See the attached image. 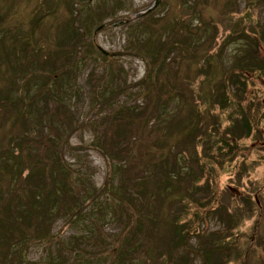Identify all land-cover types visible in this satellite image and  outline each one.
<instances>
[{
    "label": "trees",
    "instance_id": "trees-1",
    "mask_svg": "<svg viewBox=\"0 0 264 264\" xmlns=\"http://www.w3.org/2000/svg\"><path fill=\"white\" fill-rule=\"evenodd\" d=\"M41 1L47 4L32 12L31 28L12 43L15 52L17 41L21 39L15 54L17 67L14 72L5 70L3 80L0 79V264L25 263L31 246L44 244L53 237L52 228L58 219L81 220L84 209L91 223H118V233L111 235L116 250L111 252L114 256L107 264H122L128 254L135 251L140 254L138 264H151L157 256L161 259L164 255L168 259L167 255L177 249L182 252L174 257L175 260L171 258V264H193L189 252L201 258L200 264H216L214 255L221 246L218 241L228 236L226 232L231 235L240 221L229 214L226 221H220L228 231L220 235L217 232L205 234L196 246L201 251L196 248L189 251L192 248L188 241L190 234L198 237L202 230L198 228V219L217 212L208 209L212 193L207 178L201 182L198 171L187 170V167L191 166L189 161L199 160L198 144L204 145V155L209 157L215 143L222 142L229 147L231 140L242 136L243 131L236 133L230 124L221 127L219 120H214L215 114L205 119L198 105L188 102V95L177 84L168 77L162 81L155 78L153 69H163L166 60L174 57L166 55L164 64L155 67L158 51L168 50L171 45L159 39L158 42L154 40V47L147 37L141 38L134 50L146 59L144 78L134 83L143 88L133 89L125 80L120 85L107 87L104 84L97 91V101L92 104V108L98 106L103 112L80 119L74 108V95L82 93L79 85L76 86L74 72L86 61V52L81 51L84 43L86 45L81 29L85 17L80 16L81 10L73 7L76 1L64 0L68 18L61 20L62 25L46 24L42 20L48 15L55 16L60 0ZM86 4L96 11L97 26L103 24L104 14H111L110 9L105 8V0H86ZM97 7H104V10ZM193 11L200 13L197 8ZM136 18L137 25L144 21L148 24L146 13ZM2 30L0 63L9 55L4 44L5 28ZM41 31H44L42 36L38 34ZM254 31L250 46L234 56V65L222 76L223 85L228 81L244 86L245 72L257 71L264 75V52H261L264 31ZM195 32L189 24L184 29L185 39L196 51L197 45L192 44ZM89 43L94 46L92 41ZM101 56L104 60L108 58V54ZM5 62L8 65V60ZM193 77L192 83L195 74ZM207 77L208 73L203 72L197 82ZM213 81L215 79L208 86L212 87ZM156 84L161 91L153 95ZM132 90H136L135 93ZM215 91L212 87L208 102L220 94ZM133 94H136L134 99L130 97ZM222 95L227 98L226 90ZM139 96L143 99L141 103ZM133 100L137 104L129 103ZM182 104L187 105L186 116L180 113ZM150 116L151 124L161 129L152 133L150 124L140 131V126H145ZM171 120V129L167 131ZM227 121L231 122L232 118ZM77 123L94 131L102 126V135L94 133L92 144L110 163L109 183L103 187H96L91 176L85 177V171L73 169L65 158L72 147L70 132ZM183 123L188 126L183 135L170 136L168 140L166 136L183 127ZM221 146L217 145V149L223 154ZM191 149L194 155L190 154ZM197 164L204 167L205 162ZM218 213L221 215L224 211ZM90 230L95 231L93 225ZM169 249L170 252H166Z\"/></svg>",
    "mask_w": 264,
    "mask_h": 264
},
{
    "label": "rangeland",
    "instance_id": "rangeland-1",
    "mask_svg": "<svg viewBox=\"0 0 264 264\" xmlns=\"http://www.w3.org/2000/svg\"><path fill=\"white\" fill-rule=\"evenodd\" d=\"M73 1H76L73 7L81 10L80 16L85 17L81 29L86 45L84 43L81 51L86 52V61L74 72L77 77L76 86L79 85L82 93L74 95L76 102L74 108L80 119L92 118L97 112H103L99 111L98 106L93 105L92 108V104L97 101V91L104 84L107 87L120 85V82L125 80L129 86L134 87L133 89L143 88L134 84L137 81L142 82L147 70L146 59L134 52L141 38L147 37L152 40L154 47H156L154 40L158 42L162 39L169 43L171 48L158 51L153 65L157 67L164 64L163 58L166 55L174 58L167 59L163 69H153V76H157L159 81L168 77L169 81L177 84L178 88L188 95L187 101L198 105L205 119L206 116L215 114L214 120L218 119L221 127L230 124L234 126L236 133L237 130L243 131L242 136L231 140L229 147L222 142L215 143L209 157L204 155V145L198 144L199 160L189 161L191 166H188L187 170L198 171L201 182L207 178L212 193L208 209L217 212L215 214L210 212L203 219H198V228L202 230L198 237L190 234L188 241L192 248L189 251L200 249L196 246L205 234L207 236L217 232L220 235L228 231L223 228L220 221H226L231 214V218H239L240 222L232 229L231 235L226 232L228 236L218 241L221 246L214 255L218 262L216 264H264V75L257 71L245 72L244 86L239 85V82L229 84L227 81L226 86L222 84V76L234 65V56L239 55L242 48L250 46L252 41L250 37L254 35V29V32L264 31L263 0H159L148 11L144 10L151 6L154 0H105V8L110 9L111 14L103 15L101 26H97V13L92 6H87L86 0ZM194 1L198 3L197 6ZM46 4L47 2L43 3L41 0H0V32L3 33L4 27L6 33L4 44L9 54L8 59L3 57V63H0L1 80L5 70L14 72L17 67L15 54L19 51L21 39L17 41L18 46L14 52L12 51L14 38L16 42L22 32L31 28L29 23L33 16L32 12ZM193 8L200 10V13L193 11ZM97 9L104 10V7ZM55 12L54 17L48 15L42 22L46 24L56 22L60 25L61 20L63 22L67 19L69 11L64 0H60ZM143 13L149 16L148 24L144 21L137 25L136 17ZM188 24L196 30L194 33L196 36L194 39L191 38L194 42L192 44L197 45L194 46L196 51L184 37V29ZM182 26L184 27L180 30ZM33 30L37 32L36 28ZM43 33L44 31H41L38 34L42 36ZM60 34L63 36V29ZM89 41H92L94 46ZM261 52H264L263 48ZM103 53L104 56L108 54L105 60L101 56ZM192 55L197 57L193 58ZM6 60L8 65L5 64ZM203 72L208 73L207 79L197 82ZM194 74L196 78L192 83ZM212 79H215L213 89L220 94L208 102L209 93H212V87L208 85L212 83ZM156 86L153 95L161 91L157 84ZM164 90L162 89V92ZM224 90L227 93L226 99L221 97ZM132 91L135 93L136 90ZM135 96L136 94H133L130 97L134 99ZM152 98L155 100L154 96ZM138 101L139 103L143 101L141 96ZM129 103L137 104V101ZM182 105L180 113L186 116L187 105ZM168 106H171L170 102ZM146 110L149 111V108ZM145 114H141L142 118ZM230 118L232 121L228 122ZM151 122L150 116L148 123L140 126V131ZM168 124L167 131L171 129L172 120ZM78 125L79 123L70 132L69 142L72 147L66 152L65 158L72 164L73 169L85 171V177L91 176L96 187H103L109 183L107 178L110 174V163L92 144L95 140L94 133L102 135V126L100 128L97 126L94 131L85 124ZM187 128L188 126L185 127L183 123V127L172 131L166 137L170 140V136L174 138L182 136ZM160 129L161 127H155L152 123L149 131L155 133ZM146 133L143 134V138ZM220 144L221 150L225 151L223 154L217 149V145ZM190 152L192 155L195 154L192 149ZM199 162H205L204 167L198 166ZM200 168L204 169L202 176ZM83 211L85 214L81 220L72 222L64 218L58 219L52 228L53 237L44 244L31 246L26 256L27 260L22 264H92V262L107 264L114 256L111 252L116 250L114 246L116 242L111 240V235L118 233L120 229L118 223L105 221L91 223L86 209ZM218 211L224 213L220 215ZM90 225L95 229L93 233ZM136 252L129 253L126 262L122 264H138L137 256L140 254ZM166 252H170V249ZM180 252L181 249L171 251L167 255L168 259L164 255L161 259L157 256L156 261H151V264H171L172 259L175 260L174 257ZM189 255L193 264H200L201 258L198 255L190 252Z\"/></svg>",
    "mask_w": 264,
    "mask_h": 264
},
{
    "label": "water",
    "instance_id": "water-1",
    "mask_svg": "<svg viewBox=\"0 0 264 264\" xmlns=\"http://www.w3.org/2000/svg\"><path fill=\"white\" fill-rule=\"evenodd\" d=\"M158 2H159V0H154L153 3L151 4V6L147 7L144 11H148V10H150V9L153 8V6H155ZM144 11H143V12H144Z\"/></svg>",
    "mask_w": 264,
    "mask_h": 264
}]
</instances>
